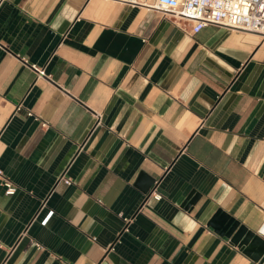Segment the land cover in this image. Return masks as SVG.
<instances>
[{"label": "crops", "instance_id": "crops-1", "mask_svg": "<svg viewBox=\"0 0 264 264\" xmlns=\"http://www.w3.org/2000/svg\"><path fill=\"white\" fill-rule=\"evenodd\" d=\"M146 2L0 0V264H261L264 38Z\"/></svg>", "mask_w": 264, "mask_h": 264}, {"label": "built area", "instance_id": "built-area-1", "mask_svg": "<svg viewBox=\"0 0 264 264\" xmlns=\"http://www.w3.org/2000/svg\"><path fill=\"white\" fill-rule=\"evenodd\" d=\"M111 1L127 5H149L146 0ZM153 6L178 24L182 21L193 23V34H198L208 25H218L255 33L264 38V0H155ZM65 183L72 185L69 179H65ZM0 186L5 189L7 196H14L19 189L1 169ZM152 194L156 200L162 199L156 189ZM126 222L130 223L131 220L126 219Z\"/></svg>", "mask_w": 264, "mask_h": 264}, {"label": "water", "instance_id": "water-1", "mask_svg": "<svg viewBox=\"0 0 264 264\" xmlns=\"http://www.w3.org/2000/svg\"><path fill=\"white\" fill-rule=\"evenodd\" d=\"M140 182L142 190L148 194L155 185L156 180L143 175ZM199 198L200 195L194 193L187 202L188 206L195 204ZM210 225L223 237L243 248L244 252L256 262L264 263V240L254 232L224 213L217 214Z\"/></svg>", "mask_w": 264, "mask_h": 264}]
</instances>
